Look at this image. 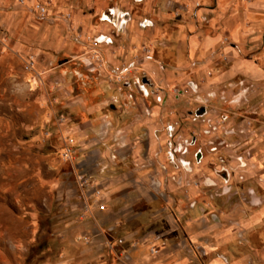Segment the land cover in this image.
Here are the masks:
<instances>
[{
  "label": "rangeland",
  "instance_id": "obj_1",
  "mask_svg": "<svg viewBox=\"0 0 264 264\" xmlns=\"http://www.w3.org/2000/svg\"><path fill=\"white\" fill-rule=\"evenodd\" d=\"M213 6V0H0V264H45L71 224L63 218L65 201L96 199L77 180L84 168L75 163L92 143L80 153L69 133L95 118L78 102L87 90L86 103H100L90 87L99 69L113 72L110 80L127 103L141 102L147 64L165 75L159 97L150 90L146 97L150 107L165 105L164 128L150 120L147 129L170 141L165 151L176 149V201H189L184 214L176 206V216L203 213L216 232L233 230L255 250V264H264V213L245 232L238 224L264 209V78L227 77L239 61L263 65L264 50L236 59L227 35L205 49L206 37L221 34L224 16H236L220 0ZM192 36L200 41L195 54ZM104 54L114 56L113 66ZM123 102L105 104L101 117L120 116ZM126 119L120 128L139 127L136 116ZM168 171L172 181L171 165ZM155 195L162 201L173 192Z\"/></svg>",
  "mask_w": 264,
  "mask_h": 264
},
{
  "label": "crops",
  "instance_id": "obj_2",
  "mask_svg": "<svg viewBox=\"0 0 264 264\" xmlns=\"http://www.w3.org/2000/svg\"><path fill=\"white\" fill-rule=\"evenodd\" d=\"M216 1L213 0V7ZM220 1L225 10L235 8L236 16H224L221 34L206 37L204 48H214L227 35L234 42L231 52L236 59L244 53L253 54L260 47L264 50V0ZM104 21L114 25L108 15H104ZM190 44L191 53L195 54L199 37L192 36ZM104 56L108 66L114 64L113 55ZM259 59L263 61L262 57ZM145 67L151 74L142 78L147 86H138L141 102L127 103L110 80L113 72L106 69L96 71L94 81L89 83L93 85L90 86L92 94L101 96L100 103L90 107L85 96L88 91L82 92L78 103L83 110L92 108L95 118L71 130L70 141L79 144L80 153L88 147L86 143H92V149L75 164L84 168L92 187L100 190V196L94 201H65L63 218L71 224L60 232L56 253L45 264H255V250L245 240L236 239L233 230L216 232L218 227L196 210L186 217L183 215L185 202L189 201H176V149L168 146L165 151L162 144L170 141L147 129L150 120L156 130L164 128L161 125L165 105L155 102L150 107L146 99L149 90L157 97L164 91L161 85L165 82L164 71L149 64ZM239 73L260 80L264 78V63L257 66L254 61H239L232 65L227 77ZM118 98L124 101L125 109L119 108L120 116H103V122L100 111ZM133 116L139 118L136 120L140 122L139 127H136L138 123H129L125 129L119 127L122 121ZM113 126L114 132L109 133ZM129 135L138 136L131 139ZM130 159L134 166H127ZM170 165L174 170L172 181L168 179ZM146 186L150 191H146L145 201H139ZM163 189L171 190L172 198L158 199L155 194ZM191 203L193 208L195 201ZM176 206L183 213V220L176 216ZM198 210L204 212L201 207ZM263 213L264 209H260L248 221L238 222L240 228L245 232L251 226L256 227Z\"/></svg>",
  "mask_w": 264,
  "mask_h": 264
},
{
  "label": "built area",
  "instance_id": "obj_3",
  "mask_svg": "<svg viewBox=\"0 0 264 264\" xmlns=\"http://www.w3.org/2000/svg\"><path fill=\"white\" fill-rule=\"evenodd\" d=\"M64 157L66 160L70 159L71 157V150L65 149ZM77 180L79 182V186L85 190V196L87 198H98L100 196V190H98L97 186L96 188L92 187L91 182L87 176V174L84 171H80L77 174ZM151 253L156 254V251L152 250Z\"/></svg>",
  "mask_w": 264,
  "mask_h": 264
}]
</instances>
